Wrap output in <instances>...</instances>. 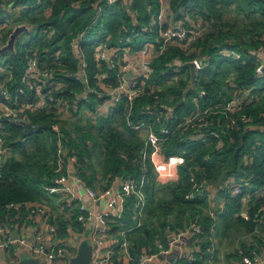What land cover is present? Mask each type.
<instances>
[{
    "label": "trees",
    "instance_id": "16d2710c",
    "mask_svg": "<svg viewBox=\"0 0 264 264\" xmlns=\"http://www.w3.org/2000/svg\"><path fill=\"white\" fill-rule=\"evenodd\" d=\"M93 1L7 0L6 6L26 5L25 9L17 14V19L30 25L27 33L31 31L32 34L18 36L15 50L0 55V67L7 70L0 74V82L11 90L20 84L27 65V54L36 51L40 66L53 68L54 79L65 84L55 93L71 99L72 91L80 92L84 89V85L75 77L77 63L74 51L69 46L73 33L91 25L89 33L81 42L89 62L90 84L95 83L94 74L100 73L92 56V45L103 40L107 33L111 34L109 45H116V39L120 36L126 37L128 40L123 43L131 50H136L145 41H154L156 38V26L151 29L147 27L151 16L157 19L161 8L159 0H131L128 4L101 2L100 10L93 6ZM147 5L151 6L150 10H147ZM165 5L173 13L171 21L181 18L188 26L204 27L203 33L190 43L187 50L180 45H171L152 61L153 76L159 79L161 85L158 99L166 106L165 110L171 111L169 125H176L195 110L192 96L197 90H205V94L198 99L200 106L205 108L222 103L225 105L236 90L244 89L249 94L242 96L240 112L251 115L256 126L245 130H227L224 116L218 115V122L211 125L212 122L199 131L184 127L176 129L174 133L166 136L161 146L165 155L185 150L184 162L179 167L176 180L159 182L155 179L148 161L147 171L141 173L138 155L144 134L138 129L126 126L124 99L106 115H98L94 119L88 116V126L81 127V120L62 121L74 125V131L62 126L63 140L66 152L72 158L73 170L86 180L89 186L95 187L96 171L92 169L91 154L92 149L98 147L103 155L100 160V173L102 179L107 181L99 186L100 189L106 188V184L109 185L115 176L139 179L143 174L146 180L143 186V216L138 219V211L134 206L136 197L131 194L126 199L121 216L108 218L110 233L117 240L113 245L111 263L108 264L122 263V254H125L121 247L123 241L126 242L128 256L125 255L129 259L128 264H138L144 250L148 253L154 252L157 248L156 242L166 239L167 226L183 229L191 223H195L201 230V233L189 240L191 244L198 246L194 253L196 260L192 263L182 260L180 263L211 264L207 261L210 256V236L215 237L221 231L223 233L225 228L237 232V227L240 226L249 233L259 223L260 227H264V220L260 222V218L264 217V193L253 192L264 185V69L261 76L255 71L260 64L259 54L264 48V0H165ZM134 10H137V13L132 17L130 12ZM12 12L3 4L0 5V22L7 20L6 17ZM97 12L98 16L94 20ZM163 20L164 27L168 26L169 21L167 22L166 18ZM135 21L138 23L135 24ZM42 30L51 32L47 35ZM59 49L62 51L61 61L65 66L63 71L55 66L51 55ZM225 49L239 52L240 57L224 54L222 51ZM195 58L204 60L206 65L196 71L193 88L184 93L189 72L181 64ZM111 82L113 83V80ZM88 96L89 101L81 102L79 108L88 105V108L93 110L95 105L98 106L103 101L100 95ZM19 100L23 103L33 101L32 97L26 99L25 96H19ZM153 102L151 95L136 99L131 118L146 123L154 122L156 127L158 122L155 121V115L142 111L144 104ZM56 119L54 108L33 111L29 107L16 119H1L5 145L13 149L22 147L25 152V144L34 143L30 154L25 152L21 160L12 156L0 158L1 218L6 214L5 204L37 201L45 195L44 188L51 184L53 176L56 148L54 141L49 139L53 136L50 124ZM164 119L165 114H162L161 120ZM26 122L33 126L31 132L28 131ZM117 122L122 125V129L115 126ZM92 127H96L95 132ZM98 136L101 143L98 142ZM90 139L93 141L91 146ZM252 145L254 151L251 154V162H244L242 153L248 151ZM34 155L37 159L31 160ZM38 155H41L43 160L41 164H38ZM222 173L223 178L218 182ZM237 176L245 178L253 192L248 202V220L240 215L243 207L240 196H231L226 187V182L231 177L237 180ZM191 177L204 181L205 188L201 193L194 192L191 197L186 198L185 195L193 191ZM160 192L163 194L159 195ZM209 193L219 197L220 203L224 200L222 207L220 203L218 205L221 210L218 221L210 214ZM207 206L210 207L208 210ZM64 209L68 211L67 207ZM76 211V208H72L68 217H65L62 211L50 218V222L56 226L57 236L63 240L69 237L71 230L80 234L85 231V228L74 220ZM24 215L23 211L21 217ZM251 234L253 242H242L239 247L243 252H247L261 239L260 233ZM238 254L239 249H235L226 257L230 259L235 255L239 256ZM12 256L16 258V255Z\"/></svg>",
    "mask_w": 264,
    "mask_h": 264
},
{
    "label": "built area",
    "instance_id": "2783aa9c",
    "mask_svg": "<svg viewBox=\"0 0 264 264\" xmlns=\"http://www.w3.org/2000/svg\"><path fill=\"white\" fill-rule=\"evenodd\" d=\"M105 1V2H104ZM131 0H94L93 6L99 9L103 3L113 4L120 2L128 4ZM160 10L157 19L151 16L148 29L156 26L157 36L153 40L145 41L140 48L131 50L124 44L128 38L118 37L116 45H109L111 34L107 33L103 40L92 45L93 59L100 73H95L96 78L94 84L89 83L88 68L89 62L86 58V53L81 46L82 39L89 33L91 25H87L81 30L73 33L69 39V46L74 51L77 63L76 79L84 85V89L80 92L72 91L73 97L67 98L62 94H56L55 91L62 88L64 82L58 81L53 77V68L50 66L43 68L40 66V61L36 51L27 54V65L21 77V83L15 85L11 90L4 84L0 83V102L5 106L3 115H0V158L3 159L9 147L4 144V125L1 122L3 118L16 119L27 107L33 109H55V117L51 124L53 136L49 139L55 143V159L53 166V176L51 184L45 187L49 195L60 193L63 196L62 205L67 208H76L74 220L85 228L83 233L74 232L73 243L66 239L57 236L56 226L48 221V211L46 204L37 201H19L5 204L6 214L4 218L0 217V249L4 251L7 257L12 256L10 249L12 244L17 246H28L33 255H43L42 264H63L67 261L66 254L75 253V245L80 235L90 234L95 249V256L92 264H108L111 255L113 254V245L117 240L110 233L109 217H120L129 195L133 194L136 197L134 206L138 211V219L143 216V208L145 206V193L143 191L144 175L139 179L131 176H115L109 185L97 192L89 186L82 177L75 173L72 168V158L66 152L64 134L61 129V118L78 120L79 105L81 102H88V95L97 94L103 97L100 105H95L92 109L86 106L89 115L94 119L98 115H106L114 107H117L121 100L124 99L126 104L125 124L132 129H138L144 134V140L140 147L138 160L141 168V173H145L149 164L152 167V173L155 179L159 182L174 181L178 178L179 167L184 162L185 150L181 153L165 155L162 150V141L167 135L175 132L176 129L184 127L185 129H196L199 131L207 125L218 122V115L224 116L226 129L245 130L256 126L253 117L247 113L240 112V106L243 101L242 96L248 95L244 89L236 90V93L224 105H214L211 107L202 108L198 99L205 94V90H197L192 96L195 110L191 114L176 125L170 126L168 120L171 118V111L165 110V105L158 99V92L161 90L159 79L153 76L152 61L163 54L171 45H180L188 49L190 43L200 36L204 27L188 26L183 19L171 21L173 13L166 7L165 0H159ZM26 5H17L15 8L18 12L23 11ZM151 6L147 5V10ZM137 10L130 12L134 17ZM98 12L94 20L97 18ZM166 18L169 25L164 27ZM135 24L138 22L135 21ZM6 26L5 21L0 22V29ZM176 27V28H175ZM47 35L51 31L46 32ZM2 45V44H1ZM226 55H231L235 58L240 57V53L225 49L222 51ZM264 53V48L262 49ZM55 66L61 71L65 70V66L61 61V49L54 51L51 54ZM196 62V69L202 68L206 62L200 58L192 59ZM264 60L260 58V64L255 71L258 76L263 74ZM43 64V63H42ZM130 73L129 77L126 76ZM176 79V75L174 76ZM113 80V83L111 82ZM170 81V80H169ZM151 95L154 98L152 104H144L142 111L145 114H154L155 121L158 125L155 127L154 122H143L141 120H133L131 118L133 112L134 101L141 96ZM19 96H24L26 99L32 97V102H21ZM23 101V100H22ZM82 106V107H83ZM155 108V109H153ZM77 112V113H75ZM165 114V119L161 120V115ZM213 115V116H212ZM211 119V120H210ZM89 144V142H86ZM254 151V145L248 151L242 153L244 162H251V154ZM193 191L185 195L189 198L194 192L201 193L205 188L204 181H198L191 177L190 179ZM226 187L229 189L231 196H240L243 207H241L240 215L248 220L249 216L247 209L251 194H263L264 185L259 190H250L248 181L242 176H237V180L231 177L226 182ZM85 198H88L90 205L85 203ZM224 201V200H223ZM220 203V207L223 205ZM46 205V206H45ZM25 215L21 217V213ZM211 215L215 211H210ZM5 219V220H4ZM4 220V221H3ZM94 220V224L89 232V221ZM264 217L260 218V222ZM37 223V224H36ZM36 227L33 228V225ZM40 225H44V229ZM17 228L19 233L16 236H11L10 231ZM30 230L31 236H25V231ZM258 232L261 236L264 234V227H260V223L255 225L251 233ZM123 234L122 232H120ZM201 233V230L195 223H191L187 227L170 228L166 227V239L156 242V250L148 253L143 251L138 259V264H167L169 260L174 259L175 262L170 264H181L182 260L187 263H192L196 260L194 255L195 249L189 253L186 258V252L182 250L183 245L191 239L192 236ZM186 238V240L183 239ZM262 239V238H261ZM121 247L126 253V242L121 243ZM198 246L196 245V250ZM191 250V249H190ZM189 250V251H190ZM242 251V250H241ZM239 256L232 259L229 264H264V239L259 243H254L247 252H239ZM128 256V255H127ZM15 260V259H14ZM12 261V260H11Z\"/></svg>",
    "mask_w": 264,
    "mask_h": 264
},
{
    "label": "rangeland",
    "instance_id": "374dc122",
    "mask_svg": "<svg viewBox=\"0 0 264 264\" xmlns=\"http://www.w3.org/2000/svg\"><path fill=\"white\" fill-rule=\"evenodd\" d=\"M5 4V2H3V5ZM19 12L14 8L12 14L10 16H7L6 17V21L5 23H9L5 28H8L9 26L12 27V25L18 21V14ZM19 22V21H18ZM24 22V21H23ZM26 23V22H25ZM27 24V23H26ZM28 25V24H27ZM30 27V25H28ZM13 28V27H12ZM142 29L144 30L145 27H142ZM7 30L5 31H2V33H6ZM29 34H32L31 31L29 33H27L26 35H29ZM190 50H188L189 52ZM2 68V67H0ZM2 70V69H1ZM0 70V74H2ZM1 83V82H0ZM3 84V83H2ZM33 111H36V109H33ZM79 117H78V120H81L80 121V125L81 127H84V125H89V120L90 119L88 117L89 115V111L87 109L86 106H83L81 107L80 111H79ZM65 127V129H68L69 131H74V125L72 124H69V123H65V122H62L61 124V128ZM115 126H117L119 129H122V125L117 122L115 123ZM92 131L95 132L96 131V127H92ZM7 133V131H6ZM5 133V134H6ZM91 141V144L89 146L92 145L93 141L90 139ZM98 142L101 143L100 141V137L98 136ZM34 147V143L33 142H28L25 144V152L30 154V151L33 149ZM100 148L98 147L97 149L93 148L92 149V154H91V161H92V169H94L96 171L95 173V187H92L93 189H95L97 192H100V189L99 186H101L102 184H105L107 181L105 179H102V175L100 173V160L102 158V150H99ZM25 152H23L22 150V147L21 148H18V149H13L12 147L9 146V149H7L6 151V154L4 155L3 159L9 157V156H12L18 160H21L24 156H25ZM37 157L34 155L31 160H36ZM43 160L41 159V155H38V164H41ZM91 170V168H90ZM108 185L106 184V187ZM163 194L162 192L159 193V195ZM208 197L210 199V209L208 208L207 206V210L209 209L210 211H215V219L217 220L218 218V215L220 214L221 210H219L218 208V205L220 203V199L219 197H214V193H209L208 194ZM218 221V220H217ZM225 231L222 233L219 232L217 233V236L219 239H220V244L216 241V244H215V248L217 249V251L221 249L225 250L226 252L227 251H234L236 248L237 250L239 249V252L241 253L242 251L240 250V245L241 243H248L250 244L251 242H253V238H252V235L253 234H248L247 232L244 231V228L238 226L237 227V232H235V230L233 229H229V228H225L224 229ZM214 231V230H213ZM264 235V234H263ZM87 237L90 238V234L87 233ZM212 238L214 237V235L211 236ZM214 237V238H216ZM262 238V236H260ZM263 239H264V236H263ZM263 239H260L261 241ZM11 251L14 255H17V254H20V255H27V254H30L31 253V250L29 249L28 246H11ZM225 256V255H224ZM217 258V256L215 257V259ZM225 258V257H224ZM16 259V258H15ZM11 260L8 259L7 257H5L4 255L1 254L0 252V264H8V262H10ZM63 264H67V261L64 262Z\"/></svg>",
    "mask_w": 264,
    "mask_h": 264
},
{
    "label": "water",
    "instance_id": "95a60500",
    "mask_svg": "<svg viewBox=\"0 0 264 264\" xmlns=\"http://www.w3.org/2000/svg\"><path fill=\"white\" fill-rule=\"evenodd\" d=\"M105 2V1H104ZM10 10V8H8ZM176 28V27H175ZM29 31V27L24 22H18L14 25V27L11 29L10 33L8 34V37L6 38L5 42L0 45V55L7 52V51H14L15 50V42L18 36L25 34ZM183 67H186L189 72V80L188 84L186 85L184 89V93H186L188 90L193 88V81L195 79L196 75V62L194 60H188L185 62H182L181 64ZM130 73H127L126 76L129 77ZM28 131H32V125L27 123L26 124ZM242 142V140H241ZM223 178V173L218 178V182L221 181ZM184 240H186L185 237H183ZM193 249L186 252V255L182 256L183 258H186L189 253H192ZM67 264H92L95 256V249H94V242L90 236V238L87 237V235L83 234L80 235L77 239V243L75 245V253L66 255ZM43 255H33V254H27V255H16V259L8 262V264H42L43 262ZM174 263V259H170V264Z\"/></svg>",
    "mask_w": 264,
    "mask_h": 264
},
{
    "label": "crops",
    "instance_id": "0c3cea01",
    "mask_svg": "<svg viewBox=\"0 0 264 264\" xmlns=\"http://www.w3.org/2000/svg\"><path fill=\"white\" fill-rule=\"evenodd\" d=\"M3 2H5V3H7V0H0V5L2 6V4H3ZM4 6L5 7H7V10H8V8H10V10H8L9 12H11V11H13L14 10V8H15V6L13 7H10V6H6V4H4ZM16 9V8H15ZM4 21H6V20H4ZM19 22H21V21H19ZM16 23H18V21H16L13 25H12V27H14V25L16 24ZM25 23V22H24ZM9 23H6V26L8 25ZM27 25V24H26ZM5 26V27H6ZM28 26V25H27ZM1 28L0 29V45L1 44H3L4 42H5V40H6V38L8 37V34L10 33V31H11V29H12V27H8V28ZM29 27V26H28ZM8 29H10L9 30V32H8ZM29 29H30V27H29ZM5 30H7V32L6 33H2V31H5ZM7 35V36H6ZM5 36H6V38H5ZM5 39V40H4ZM259 56H260V58H261V62H262V59L264 60V53L263 52H261V54H259ZM264 62V61H263ZM2 69V70H1ZM0 70H1V72H6L7 70L5 69V68H0ZM2 84V83H1ZM4 104L2 103V102H0V115H3V109H4ZM3 117L1 116V119H2ZM13 120V119H12ZM65 120V118H61V121H64ZM27 123V122H26ZM30 124V123H29ZM32 130H33V126H32ZM44 191H45V195L40 199V200H37V202H41V203H44V204H46L45 206H46V208H47V211H48V213H49V215H48V221L50 222V218L51 217H55V214L56 213H59V212H62L63 211V213H64V216L65 217H68L69 216V211H70V208H67L68 209V211L67 210H65L64 209V206L62 205V201H63V196L60 194V193H56L55 195H49L48 193H47V191L45 190V188H44ZM85 203H87L88 205H90L91 203H90V201H89V199L88 198H85ZM215 215V214H214ZM214 215H212V217H214ZM94 220H90L89 221V227H88V230H89V232L91 231V227H92V225L94 224ZM37 224V223H36ZM36 224L35 225H33V227H32V230H33V228L34 227H36ZM41 226V228H43L44 229V225H40ZM19 233V230L17 229V228H15V229H12L11 231H10V235L11 236H16L17 234ZM31 233L32 232H30V230H26L25 231V236H27V237H30L31 236ZM248 234H250V233H248ZM74 232L71 230L70 231V234H69V238L67 239L68 241H70V242H72L73 243V237H74ZM263 235V234H262ZM264 236V235H263ZM263 236H262V239H263ZM216 237V236H215ZM210 239H211V246H210V248H209V253H210V256L208 257V259H207V261L209 262V263H211V264H229L230 262H231V260L236 256H233V257H231L230 259H227V257H226V255L228 254V253H232L233 251L231 250V251H225V250H223V249H221L220 248V250L219 251H217V249L215 248V244H216V241L220 244V239L218 238V237H216V238H212L211 236H210ZM11 246H17L16 244H12ZM192 248H194L195 250H196V245H194V244H191L190 243V241L188 240L184 245H183V247H182V250H184V251H189L190 249H192ZM10 249H11V247H10ZM237 249V248H236ZM123 251H125L124 249H123ZM0 252H1V254L2 255H4L5 257H7L5 254H4V251H2L1 249H0ZM225 255V256H224ZM217 256V258L215 259V257ZM225 257V258H224ZM8 259H10V260H14L15 259V256H11V257H7ZM121 261H122V263L121 264H128V261H129V259H128V257L125 255V254H122V257H121ZM109 263H111V261L109 260Z\"/></svg>",
    "mask_w": 264,
    "mask_h": 264
}]
</instances>
